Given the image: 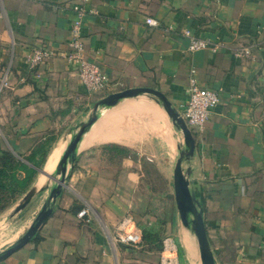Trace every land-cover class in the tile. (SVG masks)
Masks as SVG:
<instances>
[{"label": "crops", "instance_id": "1", "mask_svg": "<svg viewBox=\"0 0 264 264\" xmlns=\"http://www.w3.org/2000/svg\"><path fill=\"white\" fill-rule=\"evenodd\" d=\"M76 5L85 11V57L110 84L101 93H89L60 56L34 69L25 60L36 48L67 50ZM147 18L157 26H148ZM184 31L216 50L190 52ZM242 46L251 55L234 57ZM191 74L219 96L203 129L192 131L193 156L182 162L214 264H264V0H0V148L27 156L43 145L37 168L48 173H55L65 147L61 139L96 101L145 87L182 112ZM182 146L163 108L146 95L102 109L78 144L52 213L0 264H200L174 199ZM50 185L37 171L26 192L0 213V223L24 214L28 227ZM30 190V203L15 213ZM82 209L87 215L78 218ZM129 218L141 232L139 247L111 239ZM22 229L0 239V251Z\"/></svg>", "mask_w": 264, "mask_h": 264}, {"label": "water", "instance_id": "2", "mask_svg": "<svg viewBox=\"0 0 264 264\" xmlns=\"http://www.w3.org/2000/svg\"><path fill=\"white\" fill-rule=\"evenodd\" d=\"M139 95H146L154 99L163 108L168 118L172 121V124L183 138V146L180 148L173 171L175 205L182 220L195 240L200 264H214L202 217V210L189 188L188 178L190 171L184 170L182 167V162L188 160L194 154V136L192 131L187 127L180 112L172 106L166 96L158 90L145 87L125 89L108 94L93 104L86 120L81 121L68 129L65 137L60 141L65 143V147L59 156V160L55 167V173H48L44 169L37 168L38 173L51 183L46 201L41 205L26 231L14 242L0 251V261L4 260L13 252L31 241L52 213L56 199L66 186L65 182L68 176V168L71 167L75 161L78 144L84 134L95 122L98 113L102 109L113 106L122 99ZM34 194V190H30L23 197L14 212L17 213L23 210L30 203Z\"/></svg>", "mask_w": 264, "mask_h": 264}, {"label": "built area", "instance_id": "3", "mask_svg": "<svg viewBox=\"0 0 264 264\" xmlns=\"http://www.w3.org/2000/svg\"><path fill=\"white\" fill-rule=\"evenodd\" d=\"M73 10L75 11L76 17L70 26L67 50L64 52H55L52 49L36 48L26 55V63L30 68L34 69L41 63L53 57L60 56L76 69L80 82L89 93L96 94L104 92L110 88L106 76L96 64L90 62L85 57L81 39V24L85 14L84 8L76 5L73 7ZM145 23L150 27L157 26V22L152 18H147ZM183 35L189 39L188 50L190 52L204 49L215 51L217 48L216 45L194 37L189 31H184ZM250 55L251 49L248 46H242L233 53V56L236 58L249 57ZM191 73L193 74V72ZM192 74L189 78L188 85L189 97L183 111L180 112L187 127L191 131L203 129L212 111L219 103L218 94L213 90L201 88ZM86 215V209H82L77 214L78 218H83ZM111 239L113 243L129 247H139L142 244L141 232L130 218L121 221L115 227Z\"/></svg>", "mask_w": 264, "mask_h": 264}, {"label": "trees", "instance_id": "4", "mask_svg": "<svg viewBox=\"0 0 264 264\" xmlns=\"http://www.w3.org/2000/svg\"><path fill=\"white\" fill-rule=\"evenodd\" d=\"M52 140L48 139L46 144ZM46 150L40 145L27 156L0 148V213L31 186Z\"/></svg>", "mask_w": 264, "mask_h": 264}, {"label": "rangeland", "instance_id": "5", "mask_svg": "<svg viewBox=\"0 0 264 264\" xmlns=\"http://www.w3.org/2000/svg\"><path fill=\"white\" fill-rule=\"evenodd\" d=\"M20 199L17 200V202L19 201ZM16 202V203H17ZM15 203V204H16ZM24 214H20L18 215L17 217H15L13 219V221H3L2 223H0V239H2L3 237H6L9 236V237H12V235L17 231H19L20 229H22V233L21 235L26 231V229L28 228L27 225L25 226V220H23L22 216ZM3 224H9L8 226L5 227V225ZM20 236V235H19ZM11 244V243H10ZM9 245V244H8ZM7 245V246H8ZM3 250V249H2Z\"/></svg>", "mask_w": 264, "mask_h": 264}, {"label": "bare ground", "instance_id": "6", "mask_svg": "<svg viewBox=\"0 0 264 264\" xmlns=\"http://www.w3.org/2000/svg\"><path fill=\"white\" fill-rule=\"evenodd\" d=\"M63 143H64V142H63ZM62 147H63V146H62ZM56 153H57V152H56ZM56 156H57L56 154H53V155L51 156V158H50V162H49V165H48V169H49V170H51L52 166H53L54 163L56 162V160H57V159H56V158H57ZM50 172H51V171H50ZM26 194H27V193H26ZM26 194H25V195H26ZM25 195H24V196H25ZM22 199H23V198H22ZM22 199L18 202V204L16 205V207L20 204V202L22 201ZM16 207H15V208H16ZM14 210H15V209H14Z\"/></svg>", "mask_w": 264, "mask_h": 264}]
</instances>
